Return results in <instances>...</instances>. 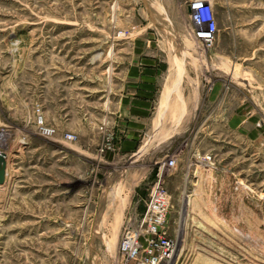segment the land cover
Here are the masks:
<instances>
[{"label":"rangeland","instance_id":"rangeland-1","mask_svg":"<svg viewBox=\"0 0 264 264\" xmlns=\"http://www.w3.org/2000/svg\"><path fill=\"white\" fill-rule=\"evenodd\" d=\"M207 1L210 42L167 0H0V264H155L159 187L158 264H264V0ZM142 70L149 122L122 151Z\"/></svg>","mask_w":264,"mask_h":264},{"label":"built area","instance_id":"built-area-1","mask_svg":"<svg viewBox=\"0 0 264 264\" xmlns=\"http://www.w3.org/2000/svg\"><path fill=\"white\" fill-rule=\"evenodd\" d=\"M188 7V16L194 26V29H192L194 36L204 42H210L215 29V20L211 4L207 0H190ZM44 131L47 134H52L54 132L52 129H44ZM64 138L68 140L76 139L71 133L65 134ZM107 146L110 148L111 145L107 143ZM102 151L103 148L101 149V152ZM174 163V160L168 162L170 166H173ZM154 192V195L150 196L149 206L143 216V223L145 232L156 238V243L154 245L156 247L158 246L159 253L157 256V263L155 264H158L170 256L173 250V243L166 238L165 233L161 231V226L165 221L167 208L169 206V200L161 187L158 189L156 188ZM132 235L134 236V234ZM129 242L130 238L124 241V244H129Z\"/></svg>","mask_w":264,"mask_h":264},{"label":"crops","instance_id":"crops-1","mask_svg":"<svg viewBox=\"0 0 264 264\" xmlns=\"http://www.w3.org/2000/svg\"><path fill=\"white\" fill-rule=\"evenodd\" d=\"M167 1V5L170 7L185 4L184 6H186V10L189 11V7L186 4L187 0ZM151 77L152 74L150 71L142 70L138 79V86L135 89V94L129 98L126 97L127 99L123 102L121 112L118 115L124 123V125L119 128L122 130L124 138V140L119 141L118 147L122 151H131L135 147V143L140 135V132L146 125H148L152 106Z\"/></svg>","mask_w":264,"mask_h":264},{"label":"water","instance_id":"water-1","mask_svg":"<svg viewBox=\"0 0 264 264\" xmlns=\"http://www.w3.org/2000/svg\"><path fill=\"white\" fill-rule=\"evenodd\" d=\"M7 159L3 153H0V184L4 181V176L6 172Z\"/></svg>","mask_w":264,"mask_h":264},{"label":"bare ground","instance_id":"bare-ground-1","mask_svg":"<svg viewBox=\"0 0 264 264\" xmlns=\"http://www.w3.org/2000/svg\"><path fill=\"white\" fill-rule=\"evenodd\" d=\"M164 93H165V91H164ZM163 97H165V96H163ZM163 101V100H162ZM164 102V101H163ZM163 104V103H162ZM5 175H6V172H5ZM5 183V176H4V181H3V183L2 184H4ZM2 184H0V185H2ZM227 233V232H226ZM221 238V237H220ZM228 238H229V236H228ZM232 238H234V237H232ZM231 239V238H230ZM233 241V240H232ZM211 243V242H210ZM233 243V242H232ZM231 243V244H232ZM236 243V242H235ZM238 243V242H237ZM226 246V245H225ZM243 247V246H242ZM248 247V246H247ZM231 249V248H230ZM250 249V248H249ZM225 251V250H224ZM233 251V250H232ZM248 252V251H247ZM220 255V254H219ZM238 255V254H237ZM215 257V256H214ZM246 256L244 255V258H245ZM206 258V257H205ZM210 258V257H209ZM234 258V257H233ZM262 258H264V257H262ZM213 259V258H212ZM215 260V259H214ZM250 260H252L251 258H250ZM223 261V260H222ZM235 261V260H234ZM205 262V261H204ZM211 262V261H210ZM224 262V261H223ZM222 262V263H223ZM239 262V261H238ZM226 263V262H225ZM259 263V262H258ZM215 264V263H214ZM260 264V263H259Z\"/></svg>","mask_w":264,"mask_h":264}]
</instances>
